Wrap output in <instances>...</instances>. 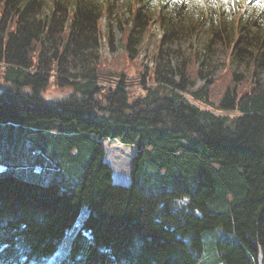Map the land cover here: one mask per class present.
I'll list each match as a JSON object with an SVG mask.
<instances>
[{
  "label": "trees",
  "instance_id": "16d2710c",
  "mask_svg": "<svg viewBox=\"0 0 264 264\" xmlns=\"http://www.w3.org/2000/svg\"><path fill=\"white\" fill-rule=\"evenodd\" d=\"M117 1L52 0L41 18L43 0H0V264L40 263L57 247L64 259L50 264H258L260 252L264 262V79L214 106L228 76L209 78L210 52L189 44L173 65L166 46L193 23L190 0H135L133 30L157 3L164 33L151 73L159 84L132 99L118 69L102 73L98 51L99 20ZM197 19L194 32L208 14ZM209 35L225 42V24ZM233 35L232 59L264 69V8L243 10ZM196 58L197 77L209 79L189 96L218 114L181 94ZM52 75L72 88L61 100L42 97ZM109 79L118 87L97 83ZM104 139L134 145L129 184L114 183Z\"/></svg>",
  "mask_w": 264,
  "mask_h": 264
},
{
  "label": "rangeland",
  "instance_id": "374dc122",
  "mask_svg": "<svg viewBox=\"0 0 264 264\" xmlns=\"http://www.w3.org/2000/svg\"><path fill=\"white\" fill-rule=\"evenodd\" d=\"M43 2V9L40 12L41 18L51 9L50 6L52 4V0H43ZM189 4L192 6V13L195 16L192 19L193 23L186 22L187 24H185L178 33L173 32L176 36L172 38L173 41L169 40L166 44V46H169L175 53L172 59V64L175 65L176 60L181 57L188 58V56L191 55H187L186 53L190 51L188 45L194 44L195 49L197 48L200 53L203 54L205 51L210 52L207 64L209 66V71L212 74L209 78H214L213 83L216 82L219 74H222L221 83L226 78L223 73H226L228 76L225 85L220 90V93L218 95L212 94L213 96H211L210 100L214 106L218 104V101L227 90L229 92H234L235 94H242L246 90L250 91L255 83V80L259 79L262 81L264 79V69L255 67V71L245 70L247 62L237 61L235 58L232 59V54L229 55L231 52L230 47H232L235 37L233 35L234 24L238 21V17L242 15L243 10H251L257 6L264 8V0H190ZM134 6L135 0H118L117 2H114L109 11H103L102 17L99 20L100 45L98 51L102 59L103 57L105 59H103V65L105 68L102 70V73L107 72V74H110L115 70L117 72L118 69V73L120 74L119 77H122L125 80V84H128L127 82H129L131 85L124 86V89H130L129 92L131 98L137 100L144 96L141 95L142 91L140 89V87H144L143 84H145V87H152L159 84L157 81L155 83L152 81L151 73H153L152 68L154 67L156 53L158 50L156 46L159 44V40L162 38L164 30L161 26H159L156 20L157 3H154L150 10H148L147 15L149 20L147 24H142L133 30V23L131 24L130 20L132 13L134 12ZM206 9L209 11H206ZM205 13L208 14V20H206L207 23L198 29L197 32H194L198 27L197 18L199 16H204ZM70 17L71 14L69 19ZM222 22L225 24L228 34L225 38V42L222 38L221 41L219 40L217 42L210 43V31H215L218 24H221ZM130 30L134 31L131 35L135 37V42L138 40V43L133 46L132 50H128L127 53L125 50V42L126 36ZM107 35L110 37V43H108L109 40ZM208 43L210 46L206 49ZM226 43L229 44V46L225 47ZM192 50L194 49H191L190 52H192ZM129 51L130 55L134 57L129 56ZM179 51H181V53H178ZM127 54L128 59H134V62L137 63L135 69H131V71L129 62L127 63L126 60L124 61ZM192 54L196 56L195 53ZM196 57L200 56L197 55ZM106 59L109 60L106 61ZM221 62H223V64L226 63L225 69H222L223 66L221 65ZM107 64H109V66ZM227 64H230L231 74L230 71L226 69ZM199 66L200 59L198 60L196 58L189 68L191 87L187 90V92H182L181 94L190 104L218 114L217 110H212V108L202 105L200 102L193 100V98L189 96L191 92H195L200 87L204 86L209 79L203 80L197 77L195 70ZM134 70L135 72L133 73ZM141 72H143L142 75ZM239 72H242L246 77L241 84H238V80L240 78ZM55 76L56 75H52V77L49 78L48 85L42 92L43 99L47 101L61 100V96H65L72 92L70 85L58 86L55 84ZM2 83V78H0V91L3 87ZM97 83H100L109 89H114L119 85L116 80L112 81L110 79L108 83ZM219 114L234 116L236 112L230 110H219ZM102 143L106 152V162L112 168V178L114 183L122 185L129 184L131 159L135 152L134 145H122L119 143L118 139H104ZM208 257L214 258L212 254Z\"/></svg>",
  "mask_w": 264,
  "mask_h": 264
},
{
  "label": "water",
  "instance_id": "95a60500",
  "mask_svg": "<svg viewBox=\"0 0 264 264\" xmlns=\"http://www.w3.org/2000/svg\"><path fill=\"white\" fill-rule=\"evenodd\" d=\"M262 258H263V256L261 255L260 256V264H263Z\"/></svg>",
  "mask_w": 264,
  "mask_h": 264
},
{
  "label": "clouds",
  "instance_id": "9594fccd",
  "mask_svg": "<svg viewBox=\"0 0 264 264\" xmlns=\"http://www.w3.org/2000/svg\"><path fill=\"white\" fill-rule=\"evenodd\" d=\"M260 255H262L261 252H260ZM262 256H263V255H262ZM262 261H263V258H262ZM258 264H260V258H259ZM263 264H264V262H263Z\"/></svg>",
  "mask_w": 264,
  "mask_h": 264
}]
</instances>
